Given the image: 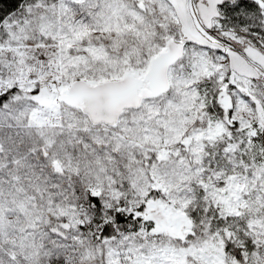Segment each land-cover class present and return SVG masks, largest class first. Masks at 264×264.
<instances>
[{"label": "snow or ice", "instance_id": "6c2138e0", "mask_svg": "<svg viewBox=\"0 0 264 264\" xmlns=\"http://www.w3.org/2000/svg\"><path fill=\"white\" fill-rule=\"evenodd\" d=\"M0 264H264V0H0Z\"/></svg>", "mask_w": 264, "mask_h": 264}]
</instances>
